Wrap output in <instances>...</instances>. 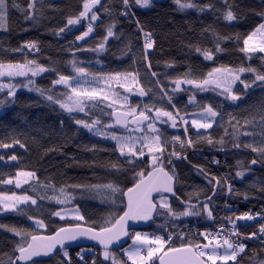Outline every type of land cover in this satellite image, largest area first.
Segmentation results:
<instances>
[{
	"label": "snow or ice",
	"instance_id": "snow-or-ice-1",
	"mask_svg": "<svg viewBox=\"0 0 264 264\" xmlns=\"http://www.w3.org/2000/svg\"><path fill=\"white\" fill-rule=\"evenodd\" d=\"M151 3L152 0H115V3L112 0H82L77 5V14L67 16L63 26L54 31L55 35L63 36L74 29L78 31L77 25L84 28L67 46L68 55L72 57L67 61L71 66L70 75L63 74L59 67L45 66L36 59H28L29 55L40 51L36 41H24L17 48L3 50L4 58H0V94L4 98L0 99V108L14 102L19 88L35 91L61 115L66 114L71 121L70 126L77 131L82 128L102 137L104 141H111V155L116 157V161L100 166L106 177L111 178L103 184L74 183L57 189L51 182L42 184L35 171L19 168L14 176L0 179V184H14L22 190L21 193L0 191V213L20 211V205L34 206L36 210L34 215L27 216L33 225L31 229L0 224V229L13 236L12 250L0 256V264H41L39 258L57 254L62 259L56 264H156L157 261L159 264H242L248 252L247 241L259 243L260 248L252 250L251 257L244 264H264V223L248 233L240 230L241 223L255 222L257 216L264 220V212L254 216L249 211L220 218L224 223L215 229L202 227V230L198 228L192 232L183 225V218L188 217L216 223L214 210L218 194L225 190L227 194L234 192L229 183L230 176L212 175L209 170L192 165L189 160V151L194 156L199 155L197 145L207 144L210 148L219 145L221 150L225 145L224 137L217 141L211 133L202 135L201 130L215 131L214 126L223 127L225 135L232 137L233 149L250 150L257 157L248 166L238 160L237 165L243 170L237 171L236 177L243 178L245 171L251 170V165L264 166V97L255 106L262 130L259 143L242 145L236 142L241 135H253L242 132V128L244 125H255V116L252 119L246 116L238 119L224 111V102L230 106L243 103L244 97L250 94L254 86L264 90V55L261 56L260 69L219 64L206 73L190 70L174 79L167 72L161 74L154 71L150 59L156 47L153 33L145 31L131 11L133 6L148 8ZM174 3L181 10L194 8L204 12L215 9L213 3L199 5L192 0H174ZM19 7L14 0L11 3L10 0H0V30L9 31L10 10ZM238 7L223 0V19L227 22L237 21ZM44 10L45 0H28L27 7L21 9L25 22L33 24L39 22ZM257 15L261 22L243 36L235 37L237 42L242 39L240 52L249 59L253 55L264 54V10ZM104 16L110 17L111 22L105 24ZM119 17L135 24L137 32L143 36L139 53L130 45L120 58H116L119 63L126 58L132 70H91V61H80L77 57L83 52L94 53L98 57L96 64L104 65L99 57L108 51L107 46L112 40L118 41L123 35L116 31ZM97 30L101 35L95 46L84 47L87 41L96 36ZM213 35L217 41L214 50L200 47L195 50L202 54L204 61L216 64V55L224 51L221 43L231 37ZM13 53L21 55L22 62L11 59ZM134 64L138 67H133ZM173 67L166 65L168 69ZM45 73L56 77L51 81V87H37L36 77ZM245 74L253 78L244 79ZM18 78L23 80L18 81ZM145 80L147 83H142ZM58 86H63L64 91L57 92ZM209 91L214 94L209 101L198 99V93ZM182 93H187V99L183 108H179L176 97ZM133 95L142 98L141 102L131 103L130 97ZM218 97L222 101L218 102ZM189 107L193 109L191 113L187 111ZM94 109H99V114ZM78 114H84L85 118H77ZM225 116L228 117L227 121ZM225 123L228 127H224ZM58 127L64 132L65 121L59 120ZM169 127L183 131L170 136L165 131ZM15 145L25 148L19 138L12 143L0 141V149ZM87 150L95 153L101 149L92 145ZM4 159L0 155V161ZM7 160L16 162L18 157L11 155ZM71 161L73 165L80 166L76 156L71 157ZM182 163L191 165L203 176L207 190L196 188L178 195L183 185L177 165ZM212 163L219 166L220 161L213 157ZM89 167L92 172L98 170L95 165ZM24 185H29L32 195L23 190ZM49 192L53 194L48 195ZM261 192H264V187H261ZM74 193L89 194L108 204L114 211L100 217L89 214L81 206L83 199H77ZM173 199L177 207L173 206ZM45 201L49 202L47 208H44ZM228 207L226 203L225 208ZM160 217L164 218L165 223L156 224L154 232L130 231L141 222L155 224ZM124 237H129L131 244L122 250L126 259H118L111 248ZM81 239L95 241L100 250L80 248L74 259L68 247L71 242Z\"/></svg>",
	"mask_w": 264,
	"mask_h": 264
},
{
	"label": "trees",
	"instance_id": "trees-1",
	"mask_svg": "<svg viewBox=\"0 0 264 264\" xmlns=\"http://www.w3.org/2000/svg\"><path fill=\"white\" fill-rule=\"evenodd\" d=\"M11 2L12 0H10ZM14 2L20 7L19 9L10 10L9 31L0 30V58H4L3 50L17 48L24 41H36L40 51L29 55L28 59H36L45 66L59 67L63 74H72L71 66L67 63L72 59L68 55L67 46L69 42L74 40V36L78 35L79 31H83L84 28L77 25L76 29L78 31L74 29L73 32H66L63 36L55 35L54 31L63 26L67 16L77 14V5L81 4L82 0H45L44 14L39 22L34 24L25 22L24 14L21 11V9L27 7L28 0H14ZM112 2L115 3V0H112ZM192 2L199 5L213 3L215 9L204 12H198L194 8L181 10L176 6L174 0H152L151 6L148 8L133 6L131 9L135 13L134 19L140 21L145 31L153 33L156 47L150 59L154 65V71L161 74L167 72L168 76L174 79L190 70L195 73H206L211 67L219 64L232 67L252 66L257 69L261 68V56L264 54H256L249 59L240 52V48L243 46L242 39L237 42L235 37L237 35L243 36L261 22L257 13L264 10V0H228L229 3H235L239 6L237 8L239 18L233 22H227L223 19L221 14L224 10L223 0H192ZM48 5H51V7H48ZM103 21L105 24L110 23L111 18L104 16ZM24 29H27V31ZM116 31L118 34L123 33L121 39L118 41L112 40L107 46L108 51L99 57L107 67L96 64L98 57L94 53L83 52L77 59L91 61L90 67L93 71H100L101 69L106 72L114 69L131 71L129 61L126 58H124L123 63H119L116 58H120L121 53L130 45L134 46L136 52L139 53L142 48L141 36L136 30V25L123 17L118 18ZM213 33L220 37H231L230 40L221 43L220 46L224 51L216 55V64L204 61L202 54L195 50L196 47L214 50L217 41ZM100 35L101 33L97 30L96 36L87 41L84 47H94ZM10 58L20 62L23 60V57L18 53H13ZM50 61L54 63L50 64ZM166 65H173L174 67L168 69ZM84 66L88 65L85 64ZM133 67H138V65L134 64ZM141 72L143 73V69H141ZM55 78L54 74L45 73L36 77V85L40 88H50L51 81ZM243 78L251 80L253 77L245 74ZM19 79V81L23 80V78ZM142 83H147V81H142ZM56 91H63V86H58ZM213 95L210 91L198 93V99L207 102ZM261 97H264V90L254 86L250 94L244 97L243 103L230 106L227 102H224V111L236 117L247 116L253 118L255 116L256 119H259L255 106L259 104ZM3 98V94H0V99ZM141 99L140 97H133L132 102L139 103ZM144 99L146 102V98ZM186 99L187 93H182L176 97L177 107L183 108ZM217 100L220 102L222 98L218 97ZM93 111L99 114V109ZM187 111L191 113L193 109L189 107ZM79 116L77 118H82ZM59 120L65 121L64 132H61L58 127ZM70 124L69 117L66 114L61 115L58 109L49 106L39 93L24 88L18 89L14 102L0 108V141L12 143L14 139L19 138L21 143L25 144V148L15 145L13 148L0 150V155H3L5 159L11 155L18 157L16 162L0 161V179H5L9 175L13 176L19 168L35 171L42 184L51 182L57 189L65 184L108 183L111 178L106 177L105 171L100 166L109 161H116V157L111 155L112 142L92 136L82 128L77 131ZM225 126L227 127V124ZM182 131L181 128H177L167 131V134L170 136L178 135ZM228 131L231 133L230 130ZM208 133H211L217 141L224 137L225 145L223 149L221 150L219 145L210 148L207 144H200L197 145L199 155L194 156L189 151L188 157L192 165L202 166L209 170L212 175L220 176V173L225 172L226 175L231 177L230 181L235 184V190L230 194L229 207L224 208L222 214H230V208L235 204L241 208L253 207L256 209L259 206L264 208V192H261V187H264V166L251 168L255 176L251 184H247L244 180H238L235 173L242 168L237 165V161H242L245 166H248L249 161L257 157L250 150L241 149L236 151L233 149L232 137L230 135L226 136L224 130L201 132L202 135ZM238 143L243 145L244 141L240 139ZM92 145H96L101 150L95 153L88 152L87 149ZM49 149H55V151H49ZM104 149H107V151H104ZM73 156L77 157L80 166L72 164L71 157ZM213 157L220 161L219 166L212 163ZM89 165H95L98 170L92 172ZM177 171L183 185L178 195L191 192L196 188L200 190L208 189L203 176L191 165L187 163L178 164ZM121 186L123 187V185ZM23 190L27 191L29 195L33 194L29 185H24ZM0 191L21 193L22 190L17 189L14 185L0 184ZM222 193L218 194L215 200L217 207L214 210V215L223 206ZM52 194L51 192L48 193V195ZM74 195L77 199H83L82 208H86L89 214H95L96 217L105 216L114 211L108 204L89 194L74 193ZM245 196H247V199H245ZM51 203L54 204L55 202L52 201ZM48 204L49 202L45 201L44 208H47ZM173 206L177 207V202L174 199ZM19 209L20 211L0 213V224L8 227L31 229L33 225L27 220V216L35 214L34 206L20 205ZM164 223V218L160 217L155 224L149 222L143 229L156 231V224ZM260 223H264V220L258 218L255 222L247 223L244 226V232H251L253 229L258 228ZM183 225L195 232L198 228L202 230V227H207L208 223L203 218L188 217L183 219ZM12 244V234L0 229V256H3L4 253H10ZM247 245L248 252L243 257L242 264L251 257L252 250L260 248L259 243H253L252 241H247ZM80 248L68 249L74 259L75 253ZM94 248L98 249L97 247ZM60 259L62 257L57 254L54 257L40 259V262L41 264H56V261Z\"/></svg>",
	"mask_w": 264,
	"mask_h": 264
},
{
	"label": "rangeland",
	"instance_id": "rangeland-1",
	"mask_svg": "<svg viewBox=\"0 0 264 264\" xmlns=\"http://www.w3.org/2000/svg\"><path fill=\"white\" fill-rule=\"evenodd\" d=\"M20 79L18 78V81H19ZM14 82H16V81H14ZM19 89H21V88H19ZM63 91H64V88H63ZM122 91V90H121ZM133 97H138V96H136V95H133V96H131L130 97V102L131 103H133V104H137V103H134V102H132V98ZM81 116L82 118H85L84 117V114H78V116ZM79 116V117H80ZM242 117H245V116H240V117H237L238 119H240V118H242ZM247 117V116H246ZM248 119H252V118H249V117H247ZM227 119H228V117L227 116H225V121H227ZM256 121H257V123L255 124V125H244L243 126V128H242V132H246V133H253V135H251V136H244V135H241V137H240V139H242L243 141H244V143H259L260 141H261V139H262V130H261V127H260V125H259V123H258V121H259V119H256ZM105 122H107V121H105ZM241 124H243V120L241 119ZM225 125H226V123H225ZM224 125V127H226ZM215 127V130H223V127H220V126H214ZM227 127H228V125H227ZM172 131V130H175V129H172V128H166L165 129V131ZM228 130H230V132H231V128L229 127L228 128ZM166 131V132H167ZM210 131H212V130H208L207 132H210ZM88 132V131H87ZM201 132H205L204 130H201ZM90 135H92V136H95V135H93L92 133H90V132H88ZM96 137H98V136H96ZM99 138H102V137H99ZM103 139V138H102ZM239 139V140H240ZM236 142H238V141H236ZM15 147V146H14ZM13 148V147H12ZM0 150H6V149H0ZM3 162H8V160L7 159H4V161ZM241 170H243V169H240L239 171H241ZM15 175V174H14ZM13 175V176H14ZM8 178V177H7ZM7 178H5V179H7ZM254 178H255V176H254V173L250 170V171H245V175H244V177L243 178H239V177H237V179L238 180H244L247 184H251L252 183V180H254ZM14 185V184H13ZM15 186V185H14ZM183 219H185V218H183ZM134 231H141V232H148V233H150V231L149 230H146V229H136V230H134ZM129 244H131V239H129V242H127L124 246H122L121 248H119L118 250H112L115 254H116V256H117V258L118 259H122V258H125L126 259V257H124L123 256V253H122V250L123 249H125V248H127L128 247V245ZM81 248H89V249H94L95 251H99L100 249L98 248V249H96V248H94V247H91V246H88V247H81ZM80 250V249H79ZM130 263V262H129Z\"/></svg>",
	"mask_w": 264,
	"mask_h": 264
},
{
	"label": "built area",
	"instance_id": "built-area-1",
	"mask_svg": "<svg viewBox=\"0 0 264 264\" xmlns=\"http://www.w3.org/2000/svg\"><path fill=\"white\" fill-rule=\"evenodd\" d=\"M142 41H143V36H142ZM221 175H226L225 172H222L220 173V176ZM229 183H231L233 189L235 190V184L229 180ZM229 197H230V194H227L226 190L225 192H223V206L220 207L219 211L217 212V214H215L214 216L218 219V218H222V217H226V216H230V215H239V214H242V213H245V212H251L254 216L257 214V213H262L264 208L263 207H258V208H253V207H247V208H240L238 205H234V206H231V213L228 214V215H223L222 212H223V209L225 208V204L227 203L228 204V201H229ZM259 217V216H257ZM210 222V226L208 228L210 229H215L216 227L219 226V224L221 223H224V222H216V223H212L211 221H208ZM247 222H244V223H241L240 224V230L242 232H244V226L246 225Z\"/></svg>",
	"mask_w": 264,
	"mask_h": 264
},
{
	"label": "water",
	"instance_id": "water-1",
	"mask_svg": "<svg viewBox=\"0 0 264 264\" xmlns=\"http://www.w3.org/2000/svg\"><path fill=\"white\" fill-rule=\"evenodd\" d=\"M250 161H249V163H250ZM259 166H260V164L251 165V168H258ZM209 195H211V193ZM147 224L148 223L141 222L140 224L137 225V227L135 229H142ZM45 234H48V233H45ZM128 239H129V237H124L121 241H119L115 245H113L111 250H118L119 248H121L122 246H124L128 242ZM88 246L99 248V246L97 245V243L95 241L81 239V240L76 241V242H71V246L68 247V249L73 248V247L79 248V247H88ZM45 258H48V257H42L39 259H45ZM157 264H159V261H157Z\"/></svg>",
	"mask_w": 264,
	"mask_h": 264
}]
</instances>
